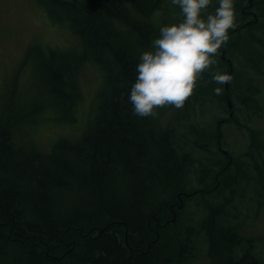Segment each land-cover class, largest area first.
Returning <instances> with one entry per match:
<instances>
[{"label": "trees", "instance_id": "trees-1", "mask_svg": "<svg viewBox=\"0 0 264 264\" xmlns=\"http://www.w3.org/2000/svg\"><path fill=\"white\" fill-rule=\"evenodd\" d=\"M38 1L81 47H48V55L41 54L40 85L52 101L31 104L30 97L14 95L16 86L12 97L0 101V264H187L192 240L171 231L189 201L181 185L192 158L177 154L174 123L191 118L193 100L181 110L161 108L155 118L133 115L128 100L141 53L154 51L159 38L154 16L164 0ZM246 22L229 36L260 26ZM36 50L27 51L25 61ZM87 65L101 71L103 84L85 130L75 139L58 138L49 150L27 141L22 126L39 109L49 108L44 113L56 115L58 123L76 122ZM173 110L177 119H166ZM229 169L219 172L218 181ZM197 227L205 232L211 264H241L237 249L264 238L247 239L237 227L220 229L213 212Z\"/></svg>", "mask_w": 264, "mask_h": 264}, {"label": "rangeland", "instance_id": "rangeland-1", "mask_svg": "<svg viewBox=\"0 0 264 264\" xmlns=\"http://www.w3.org/2000/svg\"><path fill=\"white\" fill-rule=\"evenodd\" d=\"M233 3L236 27L229 29V32L239 29L245 21H259L260 26L255 25L249 34L245 31L241 35L235 33L229 36L228 42L221 47L233 62L229 95H225L226 84L220 85L213 80L216 72L228 75L231 72L228 64L222 61L219 50L214 57L216 65L203 72L197 80L191 96L194 106L191 118L174 123L177 154L192 158L181 185L190 194L187 198L189 201L184 204L171 231L174 234L181 232L183 239L192 240L187 264H211L205 232L200 231L197 225L210 219L212 212L217 216L220 229L237 227L245 238L253 237L254 240L264 235V0H259L258 6L252 7L245 18V9L242 8H247L249 1L233 0ZM218 7L219 0H211L210 6L202 11L201 18L206 20L209 14L214 15ZM154 19L161 29L181 23L183 14L172 0H164ZM54 21L38 0H0L1 105L8 96H13L15 86L18 91L14 95L22 99L30 97L27 101L31 104L53 100L45 95L48 91L40 85L37 65L41 54L48 55V47L68 51L81 47L80 39L70 32L67 25ZM157 35L160 37V30ZM34 47L39 50L33 51L25 61L27 51ZM84 70L82 82L80 80L84 86L83 102L76 112V122L58 123L54 120L56 115L44 113L50 111L49 108L44 112L39 109L25 119L22 126L27 141L32 138L43 149L49 150L58 138L75 139L85 130L94 116V113L91 116V107L103 78L96 66L87 65ZM218 87L222 88L219 96L215 95ZM248 96L254 98L249 104L244 101ZM228 97L234 110L231 120ZM98 105L99 100L96 111ZM175 111L167 113L166 119H177L179 112ZM220 120L228 121L221 124L222 148L219 150L217 137ZM163 124L166 123L163 121ZM21 134L20 141H24ZM228 165L230 169L227 175L221 182L218 181L219 172ZM260 240L244 243L237 249L241 264H264V238Z\"/></svg>", "mask_w": 264, "mask_h": 264}, {"label": "clouds", "instance_id": "clouds-1", "mask_svg": "<svg viewBox=\"0 0 264 264\" xmlns=\"http://www.w3.org/2000/svg\"><path fill=\"white\" fill-rule=\"evenodd\" d=\"M179 6L183 21L160 29L154 51H144L136 65V79L128 100L133 115L155 118L164 107L183 109L194 94L201 74L216 65L214 59L229 40V29L236 27L233 0H219L215 14L201 18L211 0H172ZM213 80L228 84L232 77L216 72ZM222 88L215 89V95Z\"/></svg>", "mask_w": 264, "mask_h": 264}, {"label": "water", "instance_id": "water-1", "mask_svg": "<svg viewBox=\"0 0 264 264\" xmlns=\"http://www.w3.org/2000/svg\"><path fill=\"white\" fill-rule=\"evenodd\" d=\"M252 4H253V0H250V6H252ZM224 55H225V52H223V59L224 60H228V63L230 64L231 73L229 75L231 76L232 75V72H233V65H232L231 60L227 59ZM228 88H229V83L226 84V89L228 90ZM228 103H229V108L231 109L230 117H233V115H234V112H233V104H232V101H231L230 97H228ZM175 220H176V217L174 218L173 222H175Z\"/></svg>", "mask_w": 264, "mask_h": 264}, {"label": "flooded vegetation", "instance_id": "flooded-vegetation-1", "mask_svg": "<svg viewBox=\"0 0 264 264\" xmlns=\"http://www.w3.org/2000/svg\"><path fill=\"white\" fill-rule=\"evenodd\" d=\"M248 10H249V9H248ZM248 10H245V13H250V12H251V10H249V11H248ZM220 50H221V52L224 51L223 49H220ZM224 52H225V51H224ZM228 59H230V58H228ZM230 60H231V59H230ZM231 61H232V60H231ZM223 121H224V120H223Z\"/></svg>", "mask_w": 264, "mask_h": 264}, {"label": "bare ground", "instance_id": "bare-ground-1", "mask_svg": "<svg viewBox=\"0 0 264 264\" xmlns=\"http://www.w3.org/2000/svg\"><path fill=\"white\" fill-rule=\"evenodd\" d=\"M255 5H256V4H255ZM263 5H264V4H263ZM263 5H262V6H263ZM116 219H117V218H116Z\"/></svg>", "mask_w": 264, "mask_h": 264}]
</instances>
